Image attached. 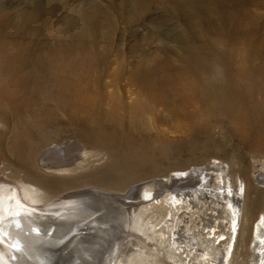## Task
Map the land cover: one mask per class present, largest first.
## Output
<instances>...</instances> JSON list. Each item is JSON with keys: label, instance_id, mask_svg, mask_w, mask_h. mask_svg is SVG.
Masks as SVG:
<instances>
[{"label": "rangeland", "instance_id": "374dc122", "mask_svg": "<svg viewBox=\"0 0 264 264\" xmlns=\"http://www.w3.org/2000/svg\"><path fill=\"white\" fill-rule=\"evenodd\" d=\"M135 1L130 12L122 0H0V166L36 182L44 200L225 166L250 229L264 210V0ZM64 145L87 158L79 169L39 165L45 148ZM169 233L151 241L166 264H210L166 254ZM232 240L210 252L254 264L251 231Z\"/></svg>", "mask_w": 264, "mask_h": 264}, {"label": "bare ground", "instance_id": "6f19581e", "mask_svg": "<svg viewBox=\"0 0 264 264\" xmlns=\"http://www.w3.org/2000/svg\"><path fill=\"white\" fill-rule=\"evenodd\" d=\"M122 2L117 5L122 11L138 9L135 0ZM131 21L126 19L125 23ZM193 55L198 58L195 52ZM73 151L65 145L47 147L39 153L38 163L57 172L77 170L87 158L76 155L80 147L79 152ZM76 160L84 161L70 169ZM218 169L193 168L166 180L132 183L121 191L105 193L88 187L44 200L36 182L10 179L8 168L0 166V264H166L167 258L159 256L151 244L156 236L163 238L164 230L171 232L166 254L175 252L187 260L196 252L201 257L211 256L210 264H218L221 257L222 264H228L222 254L225 249L215 254L210 250L218 238H224L229 247L240 227L245 235L251 231L253 263L264 264V210L249 229V218L243 217L244 197L237 191L240 184L226 175L225 166ZM256 171V181L264 188V163ZM164 208L169 212L153 224L150 219ZM204 209L211 214L205 219ZM180 212L183 215L177 224ZM196 214L198 224L189 230L190 218ZM224 221L228 227L221 230ZM159 245L156 242L154 247Z\"/></svg>", "mask_w": 264, "mask_h": 264}, {"label": "water", "instance_id": "95a60500", "mask_svg": "<svg viewBox=\"0 0 264 264\" xmlns=\"http://www.w3.org/2000/svg\"><path fill=\"white\" fill-rule=\"evenodd\" d=\"M70 237L72 236V233L69 235ZM69 236H67V237H65L64 239H63V241H61V243H64V241H66L68 238H69ZM60 243V244H61Z\"/></svg>", "mask_w": 264, "mask_h": 264}]
</instances>
